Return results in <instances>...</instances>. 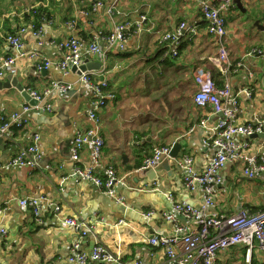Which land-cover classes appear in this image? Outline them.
<instances>
[{"label":"crops","instance_id":"obj_1","mask_svg":"<svg viewBox=\"0 0 264 264\" xmlns=\"http://www.w3.org/2000/svg\"><path fill=\"white\" fill-rule=\"evenodd\" d=\"M114 0H0V71L8 57H17L6 42V36L21 34L24 53L36 52L54 64L63 57L59 45L69 38L83 43L84 62L102 63L100 71L88 72L93 82L105 80L114 99H108L98 115L105 145L98 159L87 146L75 162L71 145L77 130L87 132L94 127L89 117L96 100L93 92L80 79L78 71L64 74L58 67L40 69L29 57L17 58L11 71H5L1 83L9 84V76L38 95L48 90L41 107L51 112L31 110L17 89H0V115L21 114L28 126L14 129L12 135L0 136V228L7 237L0 240V264H79L71 263L74 247L88 256L95 247L103 246L120 259L119 264H174L163 245L152 246L150 239L175 238L176 226L187 230L193 223L176 214L174 223L164 219L172 214L175 204H188L208 214L228 217L241 211L264 210V173L250 180L244 177V164L230 162L222 172L214 206L205 207L200 190L191 192L184 185L186 172L177 160L169 158L170 171L164 163L141 171L145 158L156 147H174L183 143L180 159H194L197 172L204 171L214 153L207 145L209 128L222 119L209 108H198L194 102L198 69L209 71L218 87L226 81L237 96L235 123L264 126V0H230L226 18L225 47L231 59L229 77L223 75L218 60L217 39L208 34L200 7L193 0H126L118 5L122 20L133 24L124 52H112L104 62L92 57L89 44L99 32L109 35L113 20L98 12L91 18L80 15L96 2L110 5ZM42 7L50 16L42 19L43 46L32 29L26 14ZM141 16L147 21L140 31L135 23ZM46 18V17H44ZM195 28L181 35L177 57L167 54L163 41L167 34H176L180 24ZM258 24V26H257ZM73 25V26H72ZM260 26V27H259ZM20 35V34H19ZM262 50L263 56L254 53ZM243 64L237 68V64ZM218 75V77H216ZM70 86L62 91L52 84ZM32 108V107H31ZM207 119V127L201 122ZM259 135V134H257ZM38 136L42 160L39 167L29 169L10 166L19 151L33 144ZM239 143L248 142L249 154L264 157V138L247 140L238 136ZM126 158V163L124 162ZM140 165V168L138 166ZM113 166L118 181L116 196L125 206L104 194L95 185L80 181L78 169L94 168L104 176ZM167 166V165H166ZM129 167L133 171H129ZM155 169H158L154 173ZM171 196V199H170ZM44 199L42 213L46 224L40 226L30 210L20 202L25 198ZM50 203L60 206L54 214ZM152 213L153 215H149ZM73 220L81 230L67 224ZM86 233V235H83ZM177 252L180 246L176 247ZM238 246L220 252L214 264H264V252ZM86 264H108L89 260Z\"/></svg>","mask_w":264,"mask_h":264},{"label":"built area","instance_id":"obj_2","mask_svg":"<svg viewBox=\"0 0 264 264\" xmlns=\"http://www.w3.org/2000/svg\"><path fill=\"white\" fill-rule=\"evenodd\" d=\"M126 0H114L112 4L105 5L102 2H96L92 5L91 10H81L80 15L86 18H91L98 12H102L104 16L111 18L113 22V30L109 35H103L99 32L97 38L88 46V52L92 57L100 58L104 64L107 61L110 53L124 52L133 30V24L122 20V12L118 8L121 2ZM174 2L177 0H173ZM200 7L202 18L206 21L208 34L217 39L218 60L223 65L221 71L226 77H229L232 67L231 59L225 47L226 18L225 11L230 0H193ZM46 24L49 20L43 18ZM147 21L145 16H141L135 23L138 31ZM73 26V25H72ZM32 29L34 26L32 25ZM196 33L195 28H189L185 23L180 24L176 34H167L163 37V41L168 45L167 54L177 57L180 46V38L187 31ZM42 29L35 32V36L39 38L38 46H43ZM25 29L21 30L17 36H8L6 42L12 47L17 57H8L4 61V70L0 71V79L4 76L5 71H11L16 64L17 58L29 57L38 63L40 69H50L54 66L58 67L64 74H68L71 68H79L84 65L82 56L83 43L77 38H69L62 42L59 47L62 50L63 57L60 62L53 63L45 60L38 53H24L22 51L24 45L21 34ZM254 53L263 56L262 50H256ZM243 64H237V68H242ZM81 83L87 86L95 95L96 100L93 103V109L89 113V117L94 124V127L87 131L81 132L77 130L74 134L71 155L75 162L80 160L81 153L87 146H91L93 150V160L98 162L101 157L105 141L101 135V119L98 115L101 107L105 106L108 99H114L113 93L108 92L109 84L105 80L99 84L93 82L92 77L88 73H84L80 79ZM196 93L194 102L198 108L211 110L213 115H221L222 119L212 128L207 127L208 120L204 119L201 126L209 128L210 135L207 145L212 149L214 156L204 171L197 172L194 166V159L191 156H184L183 159H178L177 163L186 172L184 178L185 187L191 191H202L205 196V207H213L217 188L221 185L223 176L222 172L230 162L244 164L245 168L243 175L247 179H254L257 174L264 173V157L250 156L248 153L250 145L248 142L239 143L237 137L241 136L247 140L255 134H264V126H254L251 124L238 125L235 123V116L238 111V100L232 92L231 85L228 81L222 87H218L213 80V76L209 71L198 69L195 74ZM51 88H58L62 91L70 90V86L54 83ZM49 93L46 90L43 95H38L31 92V97L38 102L35 108H25V113L31 110L51 112V107L46 105L41 107V104ZM29 122L24 115H0V136L6 137L12 135L14 129H23L28 126ZM39 137L35 136L32 145L23 148L17 156L12 160L10 166H18L29 169H36L42 160V155L39 150ZM172 147L160 146L156 147L151 154L145 158L140 168L141 171H147L158 164L164 158H170ZM171 159V158H170ZM1 168V166H0ZM80 181L89 182L99 188L104 194L114 199L117 203L126 205L123 198L116 196L115 185L118 181L116 170L110 166L105 175L98 174L94 168L78 169L75 173ZM171 199V196H170ZM44 199L25 198L21 200L20 205L30 210L38 225L46 224L42 213V202ZM49 207L54 211V214L60 212V206L55 203H50ZM181 215L193 223V228L187 230L183 227L176 226L175 238H157L150 239V245L166 248L168 258L174 264H214L220 252L227 251L230 248L244 246L248 248V259L251 250L256 247L259 251L264 252V211L259 213H250L248 210L228 217L225 215L213 213L208 214L205 208L201 210L195 209L188 204H175L172 214H164L166 221L174 223L175 215ZM153 215L152 213L149 214ZM67 224L78 230H81V224H77L73 220H68ZM86 235V233H83ZM7 237V232L0 228V240ZM180 246V251L177 252L176 247ZM79 245H76L73 254L70 257L71 263L86 264L90 259L95 262L119 264L120 259L116 257L110 250L103 246L95 247L90 256L84 253H78ZM139 264V263H136Z\"/></svg>","mask_w":264,"mask_h":264},{"label":"water","instance_id":"obj_3","mask_svg":"<svg viewBox=\"0 0 264 264\" xmlns=\"http://www.w3.org/2000/svg\"><path fill=\"white\" fill-rule=\"evenodd\" d=\"M257 26H258V24H257ZM101 69H102V63H98V62L97 63L96 62L90 63L88 60L85 62L84 65L80 66L79 68H73L74 71H78L79 75H82V74L88 73V72L100 71ZM8 79L10 80L9 84H8L10 86H7V84L0 82V89H9V88L13 87L21 93V95L25 98V100L28 102V104L31 107L35 108L36 106H38V102L36 100H34V98L31 97V91L30 90H27L26 88H24L20 84V82L17 79L15 80L12 76H9ZM40 112H44V111L41 110ZM219 116H221V115H219ZM258 137L264 138V134H260V135L255 134L251 137V139H255ZM0 140L2 141L3 138H0ZM182 146H183V143H178V144L174 145V147L172 148V151H171V155H170V158L172 160L175 161L177 159H180L179 157H180ZM124 160H125L124 162L126 163V158ZM161 162L165 164V166H163L162 169H165L166 171H170L169 159L164 158ZM157 170L158 169H155L154 173H156ZM129 171L132 172L133 168L129 167Z\"/></svg>","mask_w":264,"mask_h":264},{"label":"trees","instance_id":"obj_4","mask_svg":"<svg viewBox=\"0 0 264 264\" xmlns=\"http://www.w3.org/2000/svg\"><path fill=\"white\" fill-rule=\"evenodd\" d=\"M38 1H43V0H38ZM48 11L47 10H44V9H42V7H39V8H33V9H31V10H29V12L26 14V16L25 17H27V19H29L31 22H32V25L34 26V29H35V31H38V30H40L41 29V24H42V19L44 18V17H46V19H48V20H50L51 18H50V16L48 15V13H47ZM17 36L16 34H13V33H11L10 35H8V36ZM8 36H6V38L8 37ZM5 38V39H6ZM216 77H218V75H216ZM108 92H110L109 91V88H108V90H107ZM151 156V155H150ZM138 168H140V165L138 166ZM264 211V210H263ZM250 213H252V214H254V213H259V212H251V211H249Z\"/></svg>","mask_w":264,"mask_h":264}]
</instances>
